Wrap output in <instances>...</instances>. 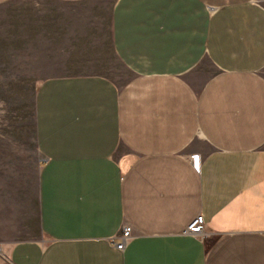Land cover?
Here are the masks:
<instances>
[{
    "label": "crops",
    "instance_id": "crops-1",
    "mask_svg": "<svg viewBox=\"0 0 264 264\" xmlns=\"http://www.w3.org/2000/svg\"><path fill=\"white\" fill-rule=\"evenodd\" d=\"M7 42L45 69L0 264H264V0H0Z\"/></svg>",
    "mask_w": 264,
    "mask_h": 264
},
{
    "label": "rangeland",
    "instance_id": "rangeland-1",
    "mask_svg": "<svg viewBox=\"0 0 264 264\" xmlns=\"http://www.w3.org/2000/svg\"><path fill=\"white\" fill-rule=\"evenodd\" d=\"M12 17L11 7L4 12ZM11 20V19H10ZM11 30V27L9 28ZM0 44V188L18 189L25 226L35 234L34 191L38 153L34 143V97L43 61Z\"/></svg>",
    "mask_w": 264,
    "mask_h": 264
},
{
    "label": "built area",
    "instance_id": "built-area-1",
    "mask_svg": "<svg viewBox=\"0 0 264 264\" xmlns=\"http://www.w3.org/2000/svg\"><path fill=\"white\" fill-rule=\"evenodd\" d=\"M194 162H197V156L193 155L192 156ZM188 229L185 230L186 233H189L190 235H201L204 237V233H203V229L204 227V221H203V217L201 215H198L191 224L188 225L187 227ZM123 231H121L118 239L116 240V242H114L113 244L115 248L117 249H123L125 244H127V241L129 240L130 236H131V227L130 226H124L122 228ZM0 251H1V247H0Z\"/></svg>",
    "mask_w": 264,
    "mask_h": 264
}]
</instances>
